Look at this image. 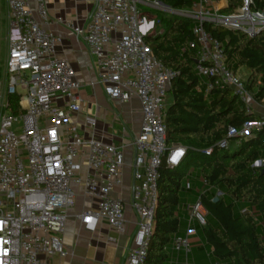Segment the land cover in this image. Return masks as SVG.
<instances>
[{"label":"built area","instance_id":"built-area-1","mask_svg":"<svg viewBox=\"0 0 264 264\" xmlns=\"http://www.w3.org/2000/svg\"><path fill=\"white\" fill-rule=\"evenodd\" d=\"M93 1L85 26L69 17L59 21L84 37L96 63V83L111 101H140L139 132L130 138L118 113L108 123L106 113H84L83 85L73 58L57 52L63 39L49 28L46 0H35V5L31 0H6L10 39L6 88L0 93V264H57L54 257L65 254L61 235L68 210L77 204L75 185L89 202L77 216L86 230L94 232L106 224L115 235L126 231L125 151L113 142L114 124L122 126V142L135 151L130 206L137 221L126 264H144L158 205L159 168L164 158L177 166L187 153L183 145H167L165 113L175 73L145 41L160 24L157 13L192 20L189 47L196 51L195 69L207 80V92L216 85L232 87L246 112L256 102L247 81L228 63L222 42L206 28L222 26L255 37L264 30V9H253L254 0H242L227 13L223 9L228 0H191L189 8L177 10L161 1ZM144 10L155 11V20ZM12 95L18 96V113L11 112ZM263 128L264 112L239 127L230 126L228 138L247 139ZM219 145L226 148L228 142ZM254 165L264 166V159ZM197 199L189 208L185 234H174L171 240L167 264H195L190 225L207 223L203 201ZM106 240L116 242L113 235Z\"/></svg>","mask_w":264,"mask_h":264},{"label":"trees","instance_id":"trees-1","mask_svg":"<svg viewBox=\"0 0 264 264\" xmlns=\"http://www.w3.org/2000/svg\"><path fill=\"white\" fill-rule=\"evenodd\" d=\"M151 1H161L176 10L192 4L191 0ZM254 1L253 9H264V0ZM241 4L242 0H228L223 11L232 12ZM157 16L161 31L147 35L145 41L155 57L175 73L169 91L172 102L165 113L167 145H183L187 153L177 166H170L164 158L159 168L158 205L144 264H167L168 243L181 227L182 182L192 167L202 177L199 196L210 215L202 230L214 256L229 264H264V166L254 165L264 159V128L247 139L228 138L230 126L239 127L260 115L246 112L230 86L216 85L207 92V80L195 69L196 51L189 47L194 39L192 20L163 13ZM206 28L222 42L227 61L235 71L245 66L250 69L247 87L255 101L264 106V30L250 38L222 26ZM9 100L11 112L18 113V96L12 95ZM223 140L228 142L226 148L219 145ZM209 148L213 149L210 155L205 153ZM222 185L225 191L215 203L213 198ZM226 195L256 205L260 219L250 211L237 214L235 202H229Z\"/></svg>","mask_w":264,"mask_h":264},{"label":"crops","instance_id":"crops-1","mask_svg":"<svg viewBox=\"0 0 264 264\" xmlns=\"http://www.w3.org/2000/svg\"><path fill=\"white\" fill-rule=\"evenodd\" d=\"M35 5V0H31ZM48 3V14L51 23L49 28L62 37V43L57 47V52H64L71 56L74 60V66L78 72L77 78L83 85L80 89V94L84 99V113L95 116L97 112L106 113L107 123L110 115L118 113L121 117L122 125L126 126L130 138L137 135L142 122L141 117V103L137 98H132L128 103L121 104L117 101H111L104 93L101 85L97 84V68L96 63L88 51L84 37L82 35H75L74 32L65 24L59 21V18H73L78 20L81 26H85L88 21V14L93 8V0H46ZM6 3V0H5ZM7 14H8V5ZM232 60V62H234ZM244 70V71H243ZM236 73H242V79L246 80L250 69L240 67ZM93 84V85H92ZM169 101V99H167ZM169 104L172 102L170 98ZM168 104V106H169ZM252 111L256 114L262 115L264 106L257 102L253 103ZM112 112V114H111ZM111 117V118H112ZM103 120H100L103 125ZM118 126L120 133L116 134L114 129ZM120 124H114L113 134H115L114 141L116 145L123 147L125 151V164L123 174V194L124 201L127 203V210L125 218H127L126 231L123 234H114L106 224L100 225L94 232L88 231L84 228L81 220L78 219V214L83 208L89 206L82 196V189L75 185L77 190L76 206L68 210L66 229L62 236V244L64 248V255L57 254L54 257V262L57 264H126L127 249L133 239L136 230L137 217L131 209V195H132V180H133V148L125 145L121 140ZM187 183L184 205L179 211L181 216V227L178 235L183 236L189 227V208L194 204L199 197L202 189V177L199 170L190 171L184 178ZM184 181L182 182L184 184ZM184 185L182 186V190ZM182 192V191H181ZM207 195H209L207 193ZM207 218H210L207 210ZM192 234L190 235V246L192 249L191 258L195 264H229L228 261L220 260L213 254L212 247L206 242L202 226L197 222L190 225ZM108 235H113L116 238L115 243L107 242ZM171 247V246H170ZM169 247V248H170Z\"/></svg>","mask_w":264,"mask_h":264},{"label":"rangeland","instance_id":"rangeland-1","mask_svg":"<svg viewBox=\"0 0 264 264\" xmlns=\"http://www.w3.org/2000/svg\"><path fill=\"white\" fill-rule=\"evenodd\" d=\"M144 11H145L146 16H148V18L151 21L155 20L156 14L153 11H151V10H149V11L144 10ZM160 31H161L160 24L159 25L155 24V27L149 33L152 35H156ZM9 39H10V37H9V20L7 17V7H6L5 0H0V93L1 94H4L5 88H6L5 85H6V81H7V72L5 70V63H6L7 56H8L7 51H8ZM238 76H242V73H239ZM171 96L172 95L169 92L168 96H167L169 101H171L170 100ZM169 101H168V104H169ZM111 114H112V112H111ZM110 116L112 117V115H110ZM111 117H109V120H113V118H111ZM114 131L116 134L120 133L117 125H115ZM193 170L198 172V169L195 167L190 168L189 172L193 171ZM183 185H184V189L182 190L181 196H180V198L182 199L180 202V205H179L180 209L184 205L183 199L185 198L184 192L186 191V187H187L186 181H184ZM203 185H204V183H203ZM202 190L203 189L200 190V193L202 192ZM224 191H225L224 185L219 186L217 189V195L221 196V194H218V193L219 192L224 193ZM225 198L229 202H232V201L235 202V206H234L235 208L234 209H235V212L237 214H240L244 210L248 211V212L250 211L252 214H254V216L257 219H260V217H261L260 211L256 207V205H254L253 203L248 202L245 199L234 200L233 198H230L228 195H226ZM258 225H259V230L262 231V225L260 224V222H258ZM168 246L169 247L171 246V242L168 243Z\"/></svg>","mask_w":264,"mask_h":264},{"label":"water","instance_id":"water-1","mask_svg":"<svg viewBox=\"0 0 264 264\" xmlns=\"http://www.w3.org/2000/svg\"><path fill=\"white\" fill-rule=\"evenodd\" d=\"M161 4H163V5H166L165 3H163V2H161ZM235 31H237V30H235ZM240 32V31H239ZM196 62V61H195ZM263 173H264V170H263ZM214 200V202L216 203V201H218L219 200V196L218 195H216V197L215 198H213Z\"/></svg>","mask_w":264,"mask_h":264}]
</instances>
